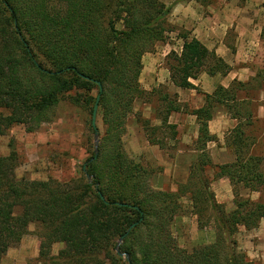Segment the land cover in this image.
I'll list each match as a JSON object with an SVG mask.
<instances>
[{"label": "trees", "instance_id": "trees-1", "mask_svg": "<svg viewBox=\"0 0 264 264\" xmlns=\"http://www.w3.org/2000/svg\"><path fill=\"white\" fill-rule=\"evenodd\" d=\"M175 2L167 6L161 0H0V137L19 124L27 132L36 131L52 119L59 102L77 90L82 92L69 96L71 102L91 116L98 102L104 124L97 157L93 151L83 166L91 181L85 175L74 186L18 178L16 152L0 154V264L31 223L41 225L50 242L65 244L49 264H253L237 250L233 236L241 226L257 228L264 218V202L240 194L242 188L257 192L264 187L262 160L246 153L241 123L233 130L232 143L226 141L234 147V162L213 164L207 151L215 140L209 131L214 108L225 104L229 109L228 101L235 99L233 86H218L205 94L201 108L190 111L198 124L199 154L188 182L177 192L152 189L149 179L155 170L123 149L128 117L145 93L139 82L143 57L164 40ZM182 38L181 53L174 54L170 67L175 86L191 87L189 79L211 67L227 71L225 61L199 39L189 32ZM212 61L215 65L206 67ZM179 110L171 101L163 124ZM140 122L149 141L155 142L149 133L153 126L148 120ZM91 129L96 132L93 125ZM207 167L216 168V179L230 181L232 211L214 199L204 176ZM187 194L199 223L210 220L216 228L214 242L192 252L175 245L170 231L180 199ZM204 208L210 209L209 218L203 219ZM124 235L118 249L128 255L126 260L116 253L117 239ZM101 253L108 262L98 261Z\"/></svg>", "mask_w": 264, "mask_h": 264}, {"label": "rangeland", "instance_id": "rangeland-1", "mask_svg": "<svg viewBox=\"0 0 264 264\" xmlns=\"http://www.w3.org/2000/svg\"><path fill=\"white\" fill-rule=\"evenodd\" d=\"M161 1L170 6L175 1L182 0ZM198 1L203 3L208 0ZM244 2L245 0H240V4ZM176 4L175 2L173 8ZM186 32L190 33L187 25L178 23L171 13L168 17V32L164 40L157 42L154 50L143 57V70L139 82L145 93L136 99L133 112L127 120L126 132L122 137L126 154L143 166L155 170L149 179L150 187L163 192H177L180 185L188 182L191 166L199 154L195 150L198 124L188 115L191 110L199 108L196 102L202 100L203 89L200 88V84L195 85L197 81L193 80L189 83L197 89L196 93L190 90V86L186 88L175 86L171 81L170 72V67L175 64L174 54L181 53L182 36ZM258 49L262 51L255 56L252 63L256 68L255 76L246 83L233 82L232 88L237 102L229 104L227 110L232 115L241 116L242 122L238 123L242 124L244 137H246L245 143L248 146H245V151L261 158V169L264 171V43ZM40 60L49 67L41 55ZM213 65L215 61L210 62L206 67ZM210 70L203 71L199 76L203 78L216 74L217 70L214 67ZM77 92L82 91L77 90ZM77 92L73 91L66 95L55 107L52 119L43 123L36 131L27 132L26 126L19 124L0 137L1 155L9 156L12 151L16 152L15 172L18 178L38 181L51 179L60 183L69 182L74 186L73 184L88 175L83 173V166L96 150L97 137L96 132L94 133L91 129L93 116L82 105H74L69 98ZM93 94H96V90ZM171 101L179 105L180 110L172 112L167 123L163 124ZM98 109L96 127L99 148L104 134V124L102 111ZM140 120H148L153 126L149 133L156 139L155 142L149 141ZM176 123L180 125L179 130H176L178 128ZM234 128L222 134L223 137H220L222 141L214 135L215 140L208 143L207 151L213 164H227L218 162L212 155V146L221 147L222 142L228 152L235 156L234 147L226 143V141L232 143ZM179 153L182 155L178 156ZM215 171L216 168L207 167L204 176L208 180L209 189L216 202L230 212L235 208L233 187L226 178L216 179ZM87 178L91 181L89 175ZM240 194L243 197L264 202V187L257 192L242 188ZM188 197V194L181 197L182 206L171 220L170 231L175 245L182 250L192 252L195 247L214 242L216 228L210 220L206 222L205 219L206 223H199V217ZM16 212H19V208ZM210 213L209 208H204L203 219L209 218ZM28 229V233L21 241L8 249L1 264H49L64 249L63 242L52 243L46 238L41 225L31 223ZM233 240L236 242L237 250L243 253L248 261L253 264H264V218L257 228L248 230L241 226L234 234ZM117 242L120 246L123 240L120 242L119 238ZM121 253L123 254L121 257L126 260V255ZM98 258V261H109L105 253L99 254Z\"/></svg>", "mask_w": 264, "mask_h": 264}, {"label": "crops", "instance_id": "crops-1", "mask_svg": "<svg viewBox=\"0 0 264 264\" xmlns=\"http://www.w3.org/2000/svg\"><path fill=\"white\" fill-rule=\"evenodd\" d=\"M172 11L178 23L187 25L192 37L199 39L229 66L227 71H216L213 76L189 79L197 81L195 85L200 84L203 89V95H200L202 100L196 102L197 107L201 108L205 104V94H212L218 86L228 89L233 82L246 83L255 76L256 68L252 63L262 51L258 49L259 46L264 43V0H245L242 4L240 0H208L203 3L182 0L177 2ZM190 90L196 93L197 89L191 86ZM235 102L236 99L229 100L228 105ZM188 116L196 121L195 115ZM240 117H232L225 104L217 105L209 122V131L222 141L225 131L242 122ZM176 125V130H179L180 125ZM212 155L220 163L236 160V156L228 152L223 142L221 147L212 146Z\"/></svg>", "mask_w": 264, "mask_h": 264}, {"label": "water", "instance_id": "water-1", "mask_svg": "<svg viewBox=\"0 0 264 264\" xmlns=\"http://www.w3.org/2000/svg\"><path fill=\"white\" fill-rule=\"evenodd\" d=\"M97 108H98V102L96 103V105H95V109H94V113H93V118H92V125H93V127L95 128V130H96V150H95V152H96V155H95V158L97 157V150H98V130H97V127H96V115H97ZM101 198H104V196L103 195H101ZM134 226V225H133ZM132 226V227H133ZM131 227V228H132ZM130 228V229H131ZM130 229L128 230V232L130 231ZM128 232H126V234L128 233ZM125 234V235H126ZM125 235L124 236H122L121 238H120V242L124 239V237H125ZM119 244H118V247H117V252H118V254L120 255V256H122L123 254L119 251ZM126 256H128V255H126Z\"/></svg>", "mask_w": 264, "mask_h": 264}]
</instances>
